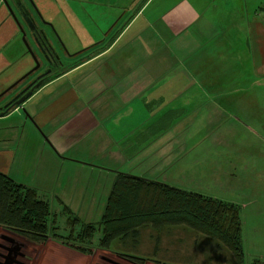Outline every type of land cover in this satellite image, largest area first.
Returning a JSON list of instances; mask_svg holds the SVG:
<instances>
[{"label": "crops", "instance_id": "1", "mask_svg": "<svg viewBox=\"0 0 264 264\" xmlns=\"http://www.w3.org/2000/svg\"><path fill=\"white\" fill-rule=\"evenodd\" d=\"M33 1L67 48L65 62L71 65L0 121L17 114L23 125L34 123L52 151L69 153L81 167L185 188L191 170L194 179L201 178L203 163L184 162L196 149L184 136L191 135L206 103L212 105L205 121L214 119L217 97L226 96L217 79L242 72L264 80V0ZM78 30L86 37L79 44ZM23 32L12 0H0V74H8L2 88L25 72L18 66L25 61ZM234 62L245 65L244 71L234 72ZM94 157L99 163H90ZM241 189L245 201L228 202L246 209L250 198Z\"/></svg>", "mask_w": 264, "mask_h": 264}, {"label": "rangeland", "instance_id": "2", "mask_svg": "<svg viewBox=\"0 0 264 264\" xmlns=\"http://www.w3.org/2000/svg\"><path fill=\"white\" fill-rule=\"evenodd\" d=\"M25 33L26 43L22 38L25 61L18 66L19 71L20 66H24L27 72L35 65V55L40 66L28 78L31 79L48 69L26 26ZM76 33L80 35L77 43H82L85 35L81 36L80 30ZM58 39L60 45L57 44V50L65 62L69 52L59 36ZM242 66L245 65L234 62L232 68L236 67L234 72H240L244 71ZM6 75L0 74V106L7 103L13 94L11 89L3 92L20 77L2 88ZM217 83V86L224 84L225 88L220 92L226 96L217 97L214 119L209 124V120L205 121L212 105L206 103L197 112L201 117L195 122V127H190L191 135L184 136L195 142L188 144L190 148L193 145L196 147L190 150L184 162H202L199 173L201 178L194 179L191 170L189 180L182 186L187 190L235 203L246 199L240 196L243 186L250 198L246 209L240 207L244 264H251L256 258L264 261V80L246 78L241 72L240 75L225 74L217 79ZM20 113L25 114L23 106L20 107ZM22 123L17 114L9 121H0V170L14 181L36 189L38 197L48 204L58 238L49 237L43 243L23 242L21 237L0 229V243L6 244L1 234L24 243V247L9 264H235L226 248L217 247L213 240L181 227L167 228L160 233L150 229L142 230L138 246L133 249L130 247L129 250L130 254L143 258L140 263L132 262L119 249L98 248L97 242L101 236L98 223L115 174L81 167L72 161L69 153L57 155L52 151L49 139L34 123ZM205 153L212 154L211 160ZM204 155L207 158L205 162ZM99 159L94 157L91 160L94 162H89L96 164ZM208 163L214 168L212 166L209 170L206 165ZM75 218L77 221L74 223ZM82 224H93L96 227L93 239L86 247V254L74 249V246L80 247L81 244L67 239L69 231H76ZM0 252V264H6L4 255L7 253L1 248Z\"/></svg>", "mask_w": 264, "mask_h": 264}, {"label": "trees", "instance_id": "3", "mask_svg": "<svg viewBox=\"0 0 264 264\" xmlns=\"http://www.w3.org/2000/svg\"><path fill=\"white\" fill-rule=\"evenodd\" d=\"M115 173L98 223V248L119 249L132 262L140 263L143 258L129 250L138 246L142 230L160 233L181 227L226 248L235 264L245 263L239 205L132 174ZM52 223L48 204L38 197L35 188L0 172V226L43 243L49 237L58 238ZM95 231L93 224H82L76 231L70 230L67 239L81 244L73 245L74 249L86 254ZM251 264L264 262L256 258Z\"/></svg>", "mask_w": 264, "mask_h": 264}, {"label": "water", "instance_id": "4", "mask_svg": "<svg viewBox=\"0 0 264 264\" xmlns=\"http://www.w3.org/2000/svg\"><path fill=\"white\" fill-rule=\"evenodd\" d=\"M12 2L21 15V18L23 19L25 26L28 29L30 36L41 56L47 63L52 60H56L59 57L57 52V44H59L58 36L52 26H49V24L45 22L42 16L39 14L36 3L33 0H26V2L23 0H12ZM27 3L33 8V10H35L34 12L38 16L37 18L39 22H37L35 17L32 15ZM7 7L10 13L13 15L10 3H8ZM47 27H49L48 30L46 29ZM22 35L25 42L26 33L23 32ZM28 49L29 51L31 50L29 46ZM33 58L35 60V65L25 72L21 77H19L15 82H13L8 88H6L3 93H6L10 89L14 90L18 86L22 85L24 81H26V79H28L39 68L40 62L38 61V58L35 55H33ZM50 71L51 70L48 69L47 71L36 76L33 80L24 85L16 94H14L7 103L0 106V115L7 113L10 108L14 106L21 105L40 85L44 83V81L48 79V77H43L48 75Z\"/></svg>", "mask_w": 264, "mask_h": 264}, {"label": "flooded vegetation", "instance_id": "5", "mask_svg": "<svg viewBox=\"0 0 264 264\" xmlns=\"http://www.w3.org/2000/svg\"><path fill=\"white\" fill-rule=\"evenodd\" d=\"M70 65L71 64H67L66 62L62 61L60 56L56 60H52L48 63L46 62V68L50 69L51 71L48 75L44 76L43 78H47V77H50L52 75H55V74L59 73L61 70L69 67ZM38 75H39V73L37 75H35L34 77H32L31 79H26V81H24V83L22 85H20V87H17L15 90H13V95L16 94L24 85L29 83L31 80H33ZM0 229L2 231L7 232V233H11V234L15 235L16 237H21L23 239V242L24 241H32V240L20 235L19 233L15 232L13 230L4 228L2 226H0ZM1 235H2L1 238L6 241V244L0 243V248L2 250H4V252H6L7 255L9 254L8 256L4 255V258L7 260L6 264H9L12 261L13 257H15L20 252V250L24 247V243L22 242V240L21 241L17 240V238H13V237L5 235V234H1ZM32 242H34V241H32Z\"/></svg>", "mask_w": 264, "mask_h": 264}, {"label": "bare ground", "instance_id": "6", "mask_svg": "<svg viewBox=\"0 0 264 264\" xmlns=\"http://www.w3.org/2000/svg\"><path fill=\"white\" fill-rule=\"evenodd\" d=\"M43 256H44V255H43ZM45 257H46V256H45ZM36 258H37V257H36ZM48 258H49V257H48ZM40 259H41V258H40ZM50 259H51V258H50ZM38 260H39V258H38ZM38 260H37V261H38ZM37 261H36V262H37ZM44 261H45V258H44ZM38 262H39V261H38ZM41 262H42V261H41ZM51 263H52V262H51ZM51 263H50V264H51ZM39 264H40V263H39ZM46 264H47V263H46Z\"/></svg>", "mask_w": 264, "mask_h": 264}]
</instances>
